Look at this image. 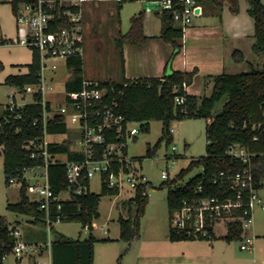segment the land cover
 Returning <instances> with one entry per match:
<instances>
[{"label": "trees", "instance_id": "1", "mask_svg": "<svg viewBox=\"0 0 264 264\" xmlns=\"http://www.w3.org/2000/svg\"><path fill=\"white\" fill-rule=\"evenodd\" d=\"M203 7V14H214L221 17L225 3H229L233 13L239 11L238 0H196ZM248 13L254 20V52H261L264 57V2L262 0H247ZM37 0H10L11 8L15 16L24 3H35ZM179 7V6H178ZM177 7V8H178ZM213 11V12H212ZM172 10L157 9L156 15L161 21V33L159 38L172 44L175 53H179L182 47L184 32L176 23ZM130 32L126 35L134 41L135 35L142 29V18H134ZM120 39L122 47L123 40ZM6 41H2L5 43ZM12 42V41H11ZM122 56V51H121ZM236 61H242L244 56L240 50L233 52ZM4 65L0 61V70ZM27 72L9 74L4 83L17 87L24 92L26 86L39 82L41 69L40 56L33 51L32 60L26 65ZM68 67L71 74L65 83L68 93L67 100L74 101L82 89L83 60L72 58ZM198 70L173 71L171 74L156 78H142L126 80L122 82L101 83L106 88V101L113 104L117 113L122 114L126 120L140 123V129L149 133L151 121H161L163 124L162 137L153 147L148 146L145 156L154 157L163 141L168 146L173 141L170 124L175 120L184 119H210L206 126L205 155L190 161L189 165L182 169L173 179H167V200L170 216L184 200L194 197H219L221 199L234 197L235 191L228 184L215 182L219 179V173L227 170H240L245 167L241 162L229 155L228 150L233 144H240L247 148L251 154V167L254 174L256 189L264 188V62L261 69L252 68L247 72L236 74L222 73L213 78V88L209 95L197 97L187 93L183 85L193 83ZM183 96V104L176 103V97ZM34 99L38 98L34 95ZM224 100L221 111L213 115V109L218 102ZM42 106L37 103H27L14 111L6 109L0 115V146L4 157V171L7 183L10 177L21 178L24 169L35 166L38 160L31 157L32 150L26 144L34 140L37 147L41 140L48 135L66 134L61 142L48 144V153L53 157L57 154L67 155L68 160H80L84 153L73 149L75 137L73 132L61 116H54L46 125L41 114ZM37 120V122H36ZM36 122V123H35ZM137 138V137H136ZM135 138V140H136ZM256 138V139H255ZM117 141L112 135L106 143ZM127 153L128 150L125 149ZM177 158L179 155H177ZM133 161L140 162V157H133ZM52 161V160H51ZM126 170H128L127 166ZM117 169V167H116ZM194 169H201L199 173L190 178L185 184H180ZM50 185L55 194L60 198L63 192L71 190V195L66 199H59L61 208L53 209L51 220L55 222L57 214L61 216V222H78L90 232L86 239H72L54 229V223L47 224V213L40 209L39 203L31 200L27 194V182L23 181L20 191V201L8 203L7 210L27 215L34 224L49 226L55 233V239L51 242L52 264H94L95 244L100 241L108 243L114 241L111 238L98 239L94 234V222L100 218L99 206L102 197L116 196L119 189L111 188L106 183V176L102 177L101 193L90 191V179L85 181L87 191L82 194L75 192L67 180V167L64 164L51 162L49 166ZM203 186V191L198 192V186ZM148 185L140 186L135 194L126 200L123 205L127 209V216L120 215L118 223L120 236L118 240L131 243L140 236V221L149 202V195H143ZM227 232L221 238L227 242L241 239L242 227L238 221L226 224ZM16 226H10L6 218L0 215V262L9 254L17 238ZM168 238L171 241L195 240L186 234L175 231L170 227ZM217 239L215 232H211L209 240Z\"/></svg>", "mask_w": 264, "mask_h": 264}, {"label": "built area", "instance_id": "2", "mask_svg": "<svg viewBox=\"0 0 264 264\" xmlns=\"http://www.w3.org/2000/svg\"><path fill=\"white\" fill-rule=\"evenodd\" d=\"M86 1L37 0L35 3L22 4L16 15L17 23L23 26V36L19 43L31 48L32 51H37L41 61L39 82L26 86L24 92L32 93L33 97L38 96L37 99L33 98L31 103L42 106L41 117L45 125L54 116L65 119L75 137L73 149L84 153V158L73 161L68 160L65 154L52 157L47 148L49 143L55 141H49L47 139L49 135L45 134L38 147L34 140L26 144L28 149L36 148L32 150L31 157L39 163L25 168L21 178H9V184L16 181L27 182L26 174H31L36 179L30 185L37 194L34 201L47 213L46 221L49 226L51 223L61 222L60 214H57L55 222L51 220V215L55 206L56 210L61 208L58 200L66 199L62 196L59 198L50 185L51 162L66 165L68 183L78 194L87 191L85 181L91 180L95 175L101 176V180L106 176L107 185L119 189L120 193L127 191L135 194L140 186L150 183L138 162L133 161L129 153L125 152V149L128 150L129 142L134 141L141 132L140 123L128 121L122 114L117 113L114 105L106 101L107 90L101 83L84 79L76 99L68 101V93L65 91V102L59 107L48 97V92L54 91V83L62 78L61 67H64L66 74L70 76L69 60L82 58L85 53L83 4ZM157 5L160 10L173 11L174 20L181 26L184 34L192 24L193 18L203 15V7L196 0H157ZM47 74H51L52 77L48 78ZM186 87L184 84L183 88ZM184 101L183 96L176 97L177 104H183ZM24 105H18L13 95L7 109L14 111ZM112 135L117 141L106 143ZM176 149L174 146L173 150ZM228 153L245 167L237 171H221L219 179L215 182L228 184L235 191V196L224 199L219 197L186 199L173 211L171 227L186 234L187 237L209 240L217 224L226 225L228 222L238 221L242 227L240 249L253 251L256 242V235L253 232L254 213L258 205L264 210V204L255 186L251 167L252 156L247 148L240 144L231 145ZM175 158L176 154L173 159ZM171 167L175 168V164L173 163ZM161 178L169 179V173L164 171ZM148 189L149 186L143 191V195H149ZM202 191L203 186L200 184L198 192ZM63 193H68L70 197L71 190ZM15 236L17 241L12 251L2 258L0 264H47L46 261H42L43 243L19 240L21 234L18 228L15 230Z\"/></svg>", "mask_w": 264, "mask_h": 264}, {"label": "rangeland", "instance_id": "3", "mask_svg": "<svg viewBox=\"0 0 264 264\" xmlns=\"http://www.w3.org/2000/svg\"><path fill=\"white\" fill-rule=\"evenodd\" d=\"M10 0H0V38L5 33L15 40V43L0 44V61L4 67L0 70V115L7 109L11 96H15L18 105L33 102V94L20 91L17 87L4 83L5 77L9 74H18L27 72L26 64L32 60L31 48L21 44L17 39V30L19 38L23 36V26L17 23V18L12 11ZM264 2V0H263ZM22 7V5H21ZM238 7L243 10L245 15L249 8L247 0H238ZM225 15L236 14L230 10L229 3L224 4ZM158 9L157 0H104L94 2L87 0L84 3L85 20L87 23V41L84 53V76L94 80L120 81L122 78V56L120 39L126 37L133 25V18L140 17V11H145L143 24L146 31L159 33L161 22L156 17L155 11ZM149 10V11H148ZM213 12V11H212ZM239 12V11H238ZM237 12V13H238ZM231 13V14H229ZM192 24L200 26L218 27L221 21L217 15L208 14L193 18ZM187 38H185V41ZM255 40L236 43L240 51L244 50V59L236 61L233 57V51L226 57V72L236 74L249 71L252 66L261 69L264 57L261 52L253 51ZM249 43V44H247ZM65 68L61 67L60 76H65ZM51 78V74H47ZM58 82V83H57ZM54 83V91L48 92V97L56 106H60L65 101L64 82ZM224 104V100L218 102L213 115H217ZM210 120L206 119H184L175 120L170 124L173 129V141L166 146L163 141L154 157H146L148 146H154L162 137L163 124L161 121H151L149 133L140 132L136 140L128 144V153L130 157H140L138 166L142 173L151 183L148 189L149 202L146 205L144 214L140 221V236H164L171 227V216L168 208L167 185L161 178V174L166 171L169 173V179H173L182 169H185L191 160L205 155L206 148V126ZM66 134L49 135V141L61 142L66 138ZM176 146V151L173 147ZM174 154L179 155L173 159ZM64 158V157H62ZM4 157L2 146H0V215L6 218L7 223L12 227L16 226L21 236L19 240L24 242L43 243L44 255L42 261L51 264V256L47 249L48 245L54 240L55 233L49 226L34 224L27 215L17 214L7 210L8 203H17L20 201V191L23 181H16L13 184L7 183L6 173L4 171ZM175 168H172V164ZM200 172V169H194L189 173L180 184H185L190 178ZM27 189L26 194L31 200L37 199L36 191L31 186L36 180L31 174H26ZM43 182L42 179H39ZM102 189L101 176L95 175L90 180V191L99 194ZM133 192L122 191L116 196H104L99 206L100 218L96 220V227L93 234L98 238L110 237L114 241L103 243L98 241L95 245V264H135L138 253L137 239L132 243H127L119 239L120 226L118 218L120 215L127 216V209L123 203L133 196ZM260 197L264 200V188L259 191ZM68 193H63L62 198H68ZM54 229L72 239H86L90 232L83 228L78 222H58L54 224ZM254 234L256 235L257 245L264 243V211L255 210L254 213ZM227 227L224 223L215 226L217 236L225 235ZM213 241L208 239H195ZM222 241L224 245H229L228 250L236 257L241 258L244 264H253L254 255L251 251L240 249L241 240L227 242L222 238L214 241ZM135 242V243H134ZM48 244V245H47ZM264 256V248L262 249ZM261 256V254L259 255ZM261 256V257H263Z\"/></svg>", "mask_w": 264, "mask_h": 264}, {"label": "crops", "instance_id": "4", "mask_svg": "<svg viewBox=\"0 0 264 264\" xmlns=\"http://www.w3.org/2000/svg\"><path fill=\"white\" fill-rule=\"evenodd\" d=\"M91 1L101 2L104 0ZM145 13L146 12L143 10L140 11V17L142 18V29L137 32L134 41L131 42L129 36H126L123 40V44L121 47L122 78L119 82H122L124 79L136 80L142 78L162 77L164 75L171 74L176 70L192 71L193 69H197L198 72L194 76L193 83L186 87V91L188 94L197 97L209 95L213 88V78L219 74L228 73L226 72V57L229 55V53H231V51L234 52L235 50H240L239 47L236 46L239 44L236 43L255 40L254 20L249 15L248 9L247 14L249 18L245 15L241 7L238 13H229L231 15H225V11L223 8L221 17H219L221 24L218 27L191 24L187 28L181 41L182 47L179 53H175V49L172 44L164 42L159 38L161 33V26L159 33L150 31L148 32V30L146 31L145 25L143 24V17ZM156 17L160 20L157 15ZM84 29L86 50L87 23L85 20V15ZM17 35V39L19 42L20 38L18 30ZM185 38H187L186 41ZM2 41L6 42L2 43ZM7 43L14 44L15 40L4 33L0 38V44L4 45ZM241 52L244 56V50H241ZM82 60L84 67V55L82 57ZM68 78L69 75L66 74L59 80V82H64V92L66 91L65 83ZM84 79L97 83L116 82L112 79L106 81H97L86 76H84ZM208 120H210L211 122L212 118ZM261 200L264 204V200L262 198ZM257 208L258 210L264 211L260 205H258ZM95 222L94 229L96 227ZM168 235L169 231L164 236H139L138 238H136L138 240L136 241L138 242V253L135 264H244L241 258L236 257V255H233L228 250L229 245H224V243H221L222 241H214L215 239L213 241H171L168 238ZM215 235L217 238H221L222 236H224H217L216 233ZM263 248L264 243L263 245L258 244L256 247L255 242L254 249L253 251H251V253L254 255L253 264H264V256L262 253ZM48 252L50 253L52 264L50 246L47 249V254ZM260 254L263 257L259 256Z\"/></svg>", "mask_w": 264, "mask_h": 264}]
</instances>
